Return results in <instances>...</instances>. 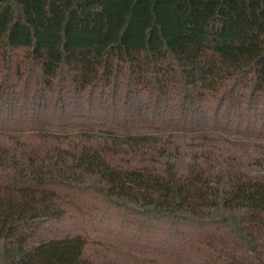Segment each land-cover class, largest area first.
<instances>
[{
    "label": "trees",
    "instance_id": "16d2710c",
    "mask_svg": "<svg viewBox=\"0 0 264 264\" xmlns=\"http://www.w3.org/2000/svg\"><path fill=\"white\" fill-rule=\"evenodd\" d=\"M264 264V0H0V264Z\"/></svg>",
    "mask_w": 264,
    "mask_h": 264
},
{
    "label": "rangeland",
    "instance_id": "374dc122",
    "mask_svg": "<svg viewBox=\"0 0 264 264\" xmlns=\"http://www.w3.org/2000/svg\"><path fill=\"white\" fill-rule=\"evenodd\" d=\"M83 240L79 237L73 239H66L60 241H54L50 247L46 250L39 252L33 258H31L25 264H54L57 263L58 255L56 249L60 246H65L69 248H80Z\"/></svg>",
    "mask_w": 264,
    "mask_h": 264
}]
</instances>
